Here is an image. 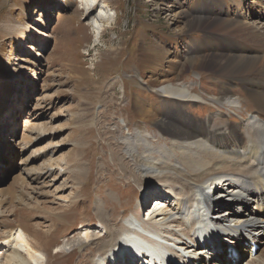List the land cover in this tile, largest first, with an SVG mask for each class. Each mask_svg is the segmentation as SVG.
<instances>
[{
  "label": "rangeland",
  "instance_id": "obj_1",
  "mask_svg": "<svg viewBox=\"0 0 264 264\" xmlns=\"http://www.w3.org/2000/svg\"><path fill=\"white\" fill-rule=\"evenodd\" d=\"M204 1L211 4V0H97L96 3L53 0L55 3L51 5L44 0H0V86L8 85L4 77L9 67L17 76L12 92L3 95L0 91V143L8 144L0 150V188H9L2 197L1 210L6 211L0 216V223L5 219L8 223L15 220L13 223L17 225L41 222L35 229L44 231L57 223L59 230L50 235L47 264H91L90 254L94 253L91 249L98 239L93 245L88 243V248L92 247L88 250L80 248L79 242L74 246L67 242L84 238L87 229L101 234L103 228L95 208L98 198L107 201L106 212L120 228L133 214L135 194L140 186L133 176L136 170L132 164L137 162L127 153L134 142L131 138L141 129L155 145L164 142L159 136V121L143 117L136 109V99L143 104L158 102L156 107L164 104L168 110L184 106L201 121L215 117L213 128L227 123L241 124L256 111L254 102L236 81L232 82L231 91L240 102L222 103L220 98L227 78L216 68L196 63L198 55L193 47L197 43L208 44V49L214 46L221 49V45L228 43L218 25L186 27L191 18L201 17ZM242 1L245 17L249 20L259 17L258 21L264 23V0ZM82 6H94V9L87 13ZM212 6L215 16L220 4L216 0ZM236 6H226L229 14L240 11ZM102 17L104 22H100ZM31 23L50 34L45 44L40 42V33L37 36L34 33L35 39L28 36ZM228 35L242 40L233 32ZM35 50L41 54L35 56ZM146 53L156 55L158 60L149 61L145 66L141 56ZM170 62L179 73L173 84L190 86L203 99L182 105L158 92L156 84L163 80ZM146 67L144 77L152 78V85L145 84L141 77V69ZM24 79L35 83L29 85ZM31 86L34 93L30 91ZM30 122L33 125L24 128ZM37 129L51 133L47 132L45 139L25 149L24 136L35 137ZM30 132L35 133L32 136ZM64 141L67 143L56 146ZM139 147L142 153V142ZM32 153L40 155L29 162ZM47 164L66 168L57 182L53 174L46 175L44 186L39 184L40 179H30ZM16 172L22 173L25 185L20 180H12ZM33 189L36 194L31 198L26 191ZM57 216L65 218L63 225L54 220ZM85 219H91L90 228L79 223ZM8 228L9 225L1 223L0 233ZM58 245L64 246L58 248ZM10 253L12 250L5 247L0 251V264H10L7 260ZM260 254L264 255L263 249ZM246 261L244 256L242 264Z\"/></svg>",
  "mask_w": 264,
  "mask_h": 264
},
{
  "label": "bare ground",
  "instance_id": "obj_2",
  "mask_svg": "<svg viewBox=\"0 0 264 264\" xmlns=\"http://www.w3.org/2000/svg\"><path fill=\"white\" fill-rule=\"evenodd\" d=\"M44 1L51 3V5L55 3L53 0ZM93 1L96 3L97 0ZM215 1L211 0V4L214 5ZM217 1L218 4H220V9H218V13H215V16H213V6L209 1H204L202 2L203 8H200V10H202L201 17L191 18L189 23L186 24V27L188 28L190 24L200 26L205 23L218 25L219 31H223L221 34L225 35H223L224 39H226L228 43L221 45L223 46L221 49L214 48L215 46L208 49V44L199 45L200 43H197V45L193 47L198 55L196 56V63L198 65H209L212 68H216V70H219L217 72L223 74L227 78L224 83L222 82L224 85L220 98L222 103L226 102L235 105L237 102H240L238 96L236 97L233 91H231L232 82L236 81L243 86L248 97L254 102L256 111L253 112L254 114L250 118L244 120L241 124L235 125L234 123H227L222 127L218 126L213 128L215 117L211 116L207 120L201 121L187 112L184 106H179L176 110H168L164 104L156 107L158 102L143 104L139 102V99L138 101L136 99V109L143 117L148 119L153 118L159 121V136L164 139V142H158L159 144L155 145L152 143V138L148 136V133L146 134V132L141 129H138L137 135L131 138L134 142L133 145L127 149V153L130 159L133 158L134 161L136 160L137 162L136 164H132V167L136 170L133 176L135 177L134 179H137L140 186V189L138 191L136 190L135 194L136 199L133 203L134 212L131 215L132 219L128 217V220L125 221L126 224L122 225L120 228L117 222L115 223L112 216H110L111 214L109 215L108 212H106L107 201L98 198L95 203V208L100 220L99 223L102 224L101 227L103 228L100 232L101 234L90 232L87 229L85 230L87 232L84 233V238H79L78 241L72 240L71 242H67L70 246H74V244L79 242L80 248L85 247L88 250L92 248H88L90 246L88 243L93 245V241L98 239L96 246L94 245L95 247L91 249V251L94 252L90 254L91 264H130L128 262L124 263V257L118 255L115 257V251L118 249L120 236L123 233L125 235V243L132 241V239H136L137 241L135 242L141 244L145 243L143 239L145 234L153 236L148 239L149 242L155 241L159 236L166 235L169 240L168 245L164 240L163 242L158 241L156 249L161 251L163 249H168V247L171 248L175 243L174 240L180 236L176 233L178 229L189 231L187 218H189V210L193 206L196 198V192L200 189H204V185L207 182L212 181L215 183L228 175L231 176V179L227 181L226 185L223 187V191H219L214 185H211V189L214 190L216 188L217 191L216 198L211 199L209 203L211 209H213L214 219L223 230L235 231L234 236L239 233L236 240L241 241L243 244L246 243V239L254 241L259 240L261 246L256 256L254 258H249V255H247L248 261H246V264H264V255L262 256L260 254L261 250H264V23L258 21L259 17L251 18L250 20L245 17V14H243L245 6L242 0ZM235 4H237L236 7H238L240 11L229 14L226 6L230 7ZM82 8L85 11L87 10V13H91L94 6ZM225 12L227 16L223 17ZM100 22H104V17L101 18ZM229 32H233L234 35L240 37L242 40L231 39L232 37L228 35ZM34 33L36 36L39 33L41 34V44H45L47 41L46 38L50 37L48 32L45 33L44 30L38 29V27L31 23L28 28V36L31 39H35ZM210 35L214 38L217 37L216 34ZM35 51V56L41 54L39 50ZM142 53L144 54L145 52ZM141 57L145 66H147L149 61L153 62L155 59L158 60V57L152 53H146L145 56L142 55ZM170 63L168 69H164L166 72L163 80L159 85H157L158 83L156 84V86H158V92L168 95L177 101V104L179 103L182 105L193 102L199 98L203 99L204 97L199 93H194V89L190 86L186 87L173 84V81L179 73L175 70L173 62ZM146 70L147 67L145 70L141 69V77H143L145 84L152 85V83H154L153 79L144 77L147 75ZM169 76H172V78H169ZM15 77H17L15 71L11 70L9 67L4 77V82H7L8 85L0 86V91H3V95L10 91L12 92L13 80ZM25 82L29 85H34L35 83L30 79L25 80ZM30 91L31 93L35 92L33 91V86H31ZM9 105L11 106V104ZM144 109L148 111L142 112ZM32 125V122H30V124H26L24 128L27 126L31 127ZM46 129L40 131L37 129L35 137L33 136L35 132L33 134L30 132L33 136L31 138L24 136V148L29 149L37 140L45 139V137H47V132L51 133ZM244 129L246 131H244ZM131 139L126 138L129 142ZM65 142L67 143V141L60 142V144L58 143L56 146L61 147ZM139 142H142L144 146L142 153L140 152ZM6 145L8 146L7 143L1 141L0 150L3 148L5 149ZM39 153H32L28 161L31 162L37 159L40 155ZM65 169L66 168L62 166L59 167L47 164L42 172H37L35 176L33 173V177L31 176L30 179L33 178L32 180L34 181L40 179L39 184L44 186L46 183L44 180V178L46 179V175L53 174V179L57 182V177L60 176ZM56 170L59 172L56 173ZM12 180L14 182H19L20 180L23 184L26 182L24 178H22V173L20 174L18 172L12 176ZM160 187L170 188L172 191H175L179 197H175V200L169 199L163 194L164 191H162ZM60 188L61 187H59L58 190H60ZM33 191L34 189L31 191L27 190L26 192L29 193L31 197L36 194H34ZM8 192L9 188L7 186L0 188V206L2 202H4L2 201V197ZM40 194L44 195L42 193ZM65 195L62 197H65L64 200H67ZM62 197L57 198L62 199ZM7 198L8 197H6V199ZM152 199L156 201L150 205ZM137 201H142L145 207L143 212L146 213L142 218H139L137 215L138 212H140V216L142 215V209L139 208L140 206H136ZM46 202H48V199ZM155 203L159 205L157 210L153 209V207H156ZM65 205L66 204H64V206ZM57 206H59V204ZM52 207L54 208V206ZM52 207L50 206V208ZM1 208L2 206L0 207V216L3 217L6 210H1ZM153 210H155V212H152ZM116 213H113V215L116 216ZM27 215H29V213H27ZM8 217H10V215L7 216V218ZM63 219H65L63 216H57L54 220L59 222L58 225H63L61 224ZM116 219L118 218L116 217ZM13 222L16 221L14 220L8 223L5 219L1 222L2 224L9 225V228L5 231H3V229V232L0 233V251L5 247L13 252L10 253L7 259L10 264L11 261L12 264H47V252L50 249L51 240L50 235H52L54 231L59 230L58 227L55 226L57 223L53 225L55 228L51 226L47 231H44L35 229L41 222L37 225L34 224V222L33 224L26 223L23 225L22 223L17 225ZM79 223L84 228H90L92 224L91 219H85ZM173 226L176 227L172 228ZM183 237L184 236H182L181 240ZM107 239L109 242L106 245ZM184 242L185 246H188L189 243L187 241ZM221 245L225 244L222 243ZM63 246L64 245H58V248ZM102 246H104V249ZM224 248L225 251L221 257L224 259V263L232 264L233 260L229 257L227 258L225 255L227 253V246L225 245ZM246 250L247 249L244 248L241 250V253L246 252ZM109 251L113 253L109 254ZM196 254L197 253L194 255ZM243 257L244 254H240L235 263L242 264L240 262ZM113 259H115V261H112ZM260 259L262 261H260ZM201 260H203V258Z\"/></svg>",
  "mask_w": 264,
  "mask_h": 264
}]
</instances>
